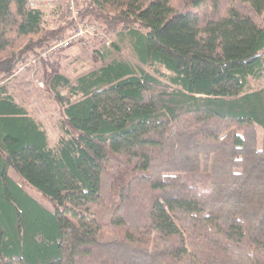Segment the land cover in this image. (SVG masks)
I'll return each instance as SVG.
<instances>
[{
    "label": "trees",
    "instance_id": "1",
    "mask_svg": "<svg viewBox=\"0 0 264 264\" xmlns=\"http://www.w3.org/2000/svg\"><path fill=\"white\" fill-rule=\"evenodd\" d=\"M80 6L115 40L74 81L39 62L51 144L5 81L71 20L0 0V264H264V0Z\"/></svg>",
    "mask_w": 264,
    "mask_h": 264
},
{
    "label": "rangeland",
    "instance_id": "2",
    "mask_svg": "<svg viewBox=\"0 0 264 264\" xmlns=\"http://www.w3.org/2000/svg\"><path fill=\"white\" fill-rule=\"evenodd\" d=\"M45 25L47 27H56L58 25L56 15L53 14V12L46 11ZM111 38L112 41L115 40L114 36H111ZM49 44L48 42L38 54L18 62L15 66L14 74L7 78L5 82L16 101L24 106L28 113L42 125L47 133L49 142L53 144L57 141L59 133L58 122L60 119V109L53 100L52 95H50L44 87L41 68L38 67L39 62L44 59H57L60 63V72L68 76L72 81L99 67L101 63L92 56V44L87 48L71 47L66 50L55 52L47 56V58H40L41 53ZM115 56L124 57L131 64L137 63L134 58L130 56L129 50L123 48H120L119 51L115 53ZM249 83L251 88L264 87V77L257 80L251 79ZM8 172L13 180L33 198L47 205L46 201L43 200L37 192L26 188L23 182L11 169H9Z\"/></svg>",
    "mask_w": 264,
    "mask_h": 264
},
{
    "label": "built area",
    "instance_id": "3",
    "mask_svg": "<svg viewBox=\"0 0 264 264\" xmlns=\"http://www.w3.org/2000/svg\"><path fill=\"white\" fill-rule=\"evenodd\" d=\"M28 8L54 11L62 7L71 20L72 29L66 37L53 40L41 53L40 58L69 49L71 47L87 48L93 42L109 46L112 39L104 29L90 19L81 16L80 0H26ZM34 62V61H33Z\"/></svg>",
    "mask_w": 264,
    "mask_h": 264
}]
</instances>
